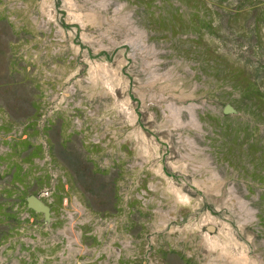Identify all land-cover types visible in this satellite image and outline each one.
<instances>
[{
  "label": "rangeland",
  "instance_id": "1",
  "mask_svg": "<svg viewBox=\"0 0 264 264\" xmlns=\"http://www.w3.org/2000/svg\"><path fill=\"white\" fill-rule=\"evenodd\" d=\"M0 264H264V0H0Z\"/></svg>",
  "mask_w": 264,
  "mask_h": 264
},
{
  "label": "water",
  "instance_id": "2",
  "mask_svg": "<svg viewBox=\"0 0 264 264\" xmlns=\"http://www.w3.org/2000/svg\"><path fill=\"white\" fill-rule=\"evenodd\" d=\"M223 113H236V109L230 104L226 103L222 109ZM27 207L37 213L43 215V219L46 223L50 222V207L45 201H43L38 195L30 194L26 196Z\"/></svg>",
  "mask_w": 264,
  "mask_h": 264
}]
</instances>
